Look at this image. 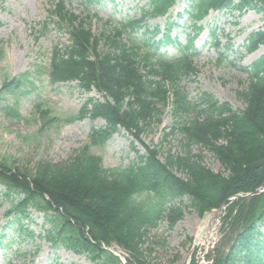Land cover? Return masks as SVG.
<instances>
[{"label":"trees","instance_id":"trees-1","mask_svg":"<svg viewBox=\"0 0 264 264\" xmlns=\"http://www.w3.org/2000/svg\"><path fill=\"white\" fill-rule=\"evenodd\" d=\"M176 1L146 0L140 17L120 22L122 29L113 28L114 36L105 39L107 50L98 54L104 33L96 40L89 30H81L78 17L67 13L68 24L76 22L77 31L65 50L54 49L50 80L72 81L81 92L101 94V102L87 101L80 114L101 119L104 126L90 134L89 146L63 165L39 163L27 173L0 162V206L9 202L6 227L11 224L21 233L32 211L39 212L40 239L55 250L65 249L91 264H122L105 248L115 245L126 253L125 264H153L145 254L150 250L146 236L165 217L172 218L171 224L182 217L175 201H187L184 208L198 217L225 204L228 249L217 258L214 254L209 264H264V192L245 197L264 185V54L242 69L247 75L242 111L206 94L196 102L187 100L178 84L196 75L193 39L185 46L171 39L176 23L168 22L170 17L159 40L154 37L160 30L147 27L148 21L166 16ZM81 3L85 9L96 4ZM213 10L233 18L252 11L264 21V0H187L178 17L190 21L194 37L203 29L198 23ZM142 28L139 38L121 39ZM168 44L177 49L171 58L160 52ZM260 46L264 24L247 36L245 50L254 52ZM170 95L172 111L191 116L179 128L186 141L183 152L161 162L157 150L146 148L124 168L103 169L100 157L89 149L102 146L119 129L138 139L162 114ZM190 147L210 154L222 172L206 168ZM237 195L241 197L232 200Z\"/></svg>","mask_w":264,"mask_h":264},{"label":"rangeland","instance_id":"rangeland-1","mask_svg":"<svg viewBox=\"0 0 264 264\" xmlns=\"http://www.w3.org/2000/svg\"><path fill=\"white\" fill-rule=\"evenodd\" d=\"M54 2L56 0H0V162L21 172L32 173L39 163L63 165L70 162L90 145L91 132L104 126L100 119L79 116L85 102H101V95L94 91L80 93L70 82L57 85L49 82L53 48L69 45L77 31L76 24L82 23L81 30H90L96 40L104 33L95 52L103 53L107 50L105 39L114 36L112 23L137 17L145 5V0H101L99 6H91L86 11L79 0H65L63 12L56 11L51 17L49 10ZM184 4L185 0H181L173 20ZM66 12L78 17L77 23L60 28L61 25H55L56 19L59 16L62 21ZM179 24L180 30L172 33V37L176 36L184 44L186 35H191L186 26L181 29L183 22ZM263 24L261 15L254 12H246L238 19L210 12L202 23L203 32L194 41L196 76L184 78L178 84L187 100L197 101L208 94L242 111L247 76L241 69L264 54V47L247 53L244 50L246 38ZM154 25L163 29L161 20L150 22V26ZM174 53V49H167L168 55ZM173 100L170 95L162 114L150 122L138 139L119 129L102 146L91 147L89 153L100 157L103 169L126 167L139 155H144L146 148L157 150L161 162L168 156L175 158L186 146L179 128L190 122L191 116L175 114ZM188 150L201 155L203 165L213 173L222 172L220 164L210 154L199 147ZM175 203L176 207L181 206L182 217L172 224V218L165 217L158 228L146 236L151 252L148 250L145 254L153 264H208L214 254L217 258L227 251L230 237L225 238L229 230L223 222L226 210L208 211L198 217L184 208L187 201ZM8 204L4 202L0 206V238L3 242L12 241L6 248L0 246V264H90L65 250L55 251L39 239L43 225L40 213H31V221L24 225L31 237L21 241L11 224L6 227L10 220L4 215ZM110 248L122 260L124 251L113 245Z\"/></svg>","mask_w":264,"mask_h":264},{"label":"water","instance_id":"water-1","mask_svg":"<svg viewBox=\"0 0 264 264\" xmlns=\"http://www.w3.org/2000/svg\"><path fill=\"white\" fill-rule=\"evenodd\" d=\"M258 193H260V191L259 190H257L254 194H258Z\"/></svg>","mask_w":264,"mask_h":264}]
</instances>
